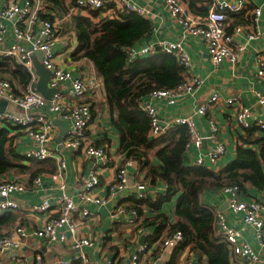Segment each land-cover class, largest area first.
Wrapping results in <instances>:
<instances>
[{
    "label": "built area",
    "instance_id": "obj_1",
    "mask_svg": "<svg viewBox=\"0 0 264 264\" xmlns=\"http://www.w3.org/2000/svg\"><path fill=\"white\" fill-rule=\"evenodd\" d=\"M72 0H69V2ZM170 11L172 17L179 21L185 32L201 37L208 47L209 56L214 65L222 62H229L236 65L243 52L247 49L248 42L263 32L258 25L262 8L256 6L250 8L247 0H202V3H209V11L206 15H190L186 13L184 0H163ZM70 11L74 9L99 10L107 9L111 13L109 18L118 17L121 12H135L144 14L145 9L130 0H75L71 3ZM48 3L44 0H9L5 1L2 16L12 22L13 34L16 42L6 45V35L8 28L5 23L0 22V57H9L17 63L23 65L31 73V80L25 92L18 94L15 92L12 81L9 78H0V98L8 100L9 104L18 107L24 113L19 114L12 110L0 112V127L11 126V131H25L34 141V147L26 150L23 156L26 159L43 160L48 157H55L58 161L57 177L60 178L61 193L58 197L60 203L59 215L50 216L49 220L42 227L27 232L24 228L18 227L16 232L20 238L0 235V250L17 249L21 245V239L30 235L41 237L49 242L68 241L67 231L75 233L77 230L76 216L88 217L91 212L84 205L93 203L103 206L114 198L117 194L127 189H133L137 200L149 197L146 191L151 182L134 178L128 166H133L134 160L127 166L117 169L116 179L108 186V194L101 197L95 193V188L100 185V174L96 168H91L85 179L83 188L78 192L79 202L67 191V182L64 180V172L67 167L66 162L52 150L50 144L53 140L52 131L54 124L49 121L43 113V109L58 114L61 118L69 122L68 134L64 139V144L72 150L80 151L85 157H94L99 162L105 164L109 159L108 147L93 143L86 131L93 117V106L89 98L98 92L103 83L95 79H86L74 69L64 66L58 60L56 47L62 42L64 46L69 45L70 35L65 32L63 25L57 19H50L43 14L46 13ZM246 10L249 22L246 24H231L229 15L240 13ZM41 51V63L51 72L49 86L56 89L51 98L45 97L42 93L34 89L36 80L34 69V58L36 52ZM128 61L131 62L138 57L155 55L160 53L173 54L183 69L184 79L174 88H158L149 93L148 98L143 102L142 107L150 118V134L152 137H161L180 125L187 127L189 139L186 147L190 151L191 147H202L203 136L192 115H175L168 119H163L156 106L155 100L164 99L169 104L175 103L179 96L191 93L203 83L200 76L191 74L192 60L180 41L161 39L156 43L141 45L140 47L129 46L126 48ZM258 74L264 75V57L259 56ZM185 71V72H184ZM187 71L190 73L187 77ZM68 85L69 89L63 91L61 86ZM74 99L70 106L66 104V97ZM222 100L218 92H214L211 98L201 104L197 109V114L206 115L210 107ZM224 103L234 109V116L237 124L246 129L252 127L250 121L252 111L245 106L235 95L226 97ZM257 103L264 107V94H259ZM107 105V103H106ZM212 134L216 139L219 127L215 119H210ZM254 125L264 130V118H260ZM226 153V145L217 141L208 154L210 163L215 164ZM197 165H204L205 159L198 157L193 162ZM132 179V184H130ZM42 182L40 176L34 178V184ZM27 189L25 178L6 179L0 177V211H28L30 213L50 212L52 203L49 199H44L42 203L32 204L22 207L14 193H21ZM224 191L228 192V205L234 212H242L247 225L254 228L255 234L264 248V218L260 212L264 208L262 201L253 199L246 201L241 197L239 185H226ZM133 216L128 220L132 225L137 224L138 210L130 208L124 204H117L110 210L111 232L115 226L128 218V214ZM216 232L231 247L234 259L237 264H257L261 260L260 253L249 243L242 239V233L237 228L228 223L227 216L223 210H216ZM138 232L141 233V223L137 224ZM153 234L151 239H153ZM184 239V233L177 230L167 238H159L152 243L145 241L138 245L129 261L126 264H161L160 255L168 248H176ZM93 245L90 237L76 238L72 241V248L78 250L74 259L83 264H94L89 255L82 249L84 246ZM158 250L157 252H155ZM150 253L152 259L149 262L144 260V255ZM102 260L105 264H124L117 258L104 254ZM33 264H70L66 259L59 261H45L41 255H37Z\"/></svg>",
    "mask_w": 264,
    "mask_h": 264
},
{
    "label": "crops",
    "instance_id": "obj_2",
    "mask_svg": "<svg viewBox=\"0 0 264 264\" xmlns=\"http://www.w3.org/2000/svg\"><path fill=\"white\" fill-rule=\"evenodd\" d=\"M5 1L9 0H0V22L5 23L8 28L5 43L6 45H10L16 42V37L13 34L12 22L1 14ZM130 1L144 7L145 13L142 15L150 19L152 23L151 32L138 43L136 47H140L145 42L147 44L156 43L161 39L180 41L191 57L193 64L190 69L191 74L200 76L203 79V83L200 87H197L191 93L179 96L173 104L167 103L164 99L155 100L158 111L163 119H168L175 115H192L194 117L204 139L202 147H191L190 151H188V156L191 161L194 162L196 158L202 157L205 159V165L218 171L237 158L240 144L259 151L261 148V140H257H259L258 138L260 137H264V130L257 129L248 143L242 142L243 140H240V137L244 135V130L236 122L234 109L226 105L223 100L229 96H237L241 103L251 109L252 115L250 121L253 124H255L258 119L264 118V107L257 103L258 95L260 93L264 94V75L258 74L259 56L261 55L264 57V0H247L250 8L256 6L262 8V14L259 17L258 25L263 33L248 42L247 49L243 52L236 65H231L229 62H222L217 66L211 61L205 41L199 36L186 33L183 25L172 17L163 0ZM71 3L72 1L69 2V0H67L69 13L61 11L54 17V19H57L63 25L65 32L70 35L68 46H64L60 40L56 47L58 60L64 66L74 69L76 73L81 74L86 79H95L103 83L102 77L98 75L90 60L87 58L74 60L72 58V53L78 45L73 15L82 14L90 16V10L74 9L71 12ZM185 4L186 13L190 15H206L210 7L209 3L197 2L195 5L197 11L195 12L191 9L187 1H185ZM110 13V11L104 9L101 11L100 17L95 19L98 20L102 17H107ZM62 20L65 21L66 24ZM230 20L234 21L232 17H230ZM239 22L241 24H246V18L241 17ZM35 60L41 63V56L36 54L34 64ZM189 74L190 73L187 71L185 76L187 77ZM37 79L38 76L36 74L35 83ZM12 85L15 92L18 94L24 93L27 87H22L20 84L14 82H12ZM59 89L67 91L69 86L64 85ZM37 91L45 96L44 92ZM214 92H218L222 100L212 105L206 115L197 114L196 111L198 107L207 102ZM89 101L92 102L93 117L86 134L93 143L97 145H106L108 147L109 159L105 164L99 162V160L94 157H85L82 152L74 151L67 147L64 144V139L70 128L69 122L61 118L58 114L49 111L47 108L43 109L44 115L54 124L52 131L53 140L50 147L66 162L67 167L63 178L67 182V191L73 196L76 202L79 203L78 192L83 188L85 179L91 168L94 167L98 170L101 179L100 185L95 188V193L101 197H106L108 194V186L116 179L117 169L122 165L120 136L110 119L108 105H106L104 83L103 86L98 89V92L89 98ZM73 103L74 99L67 96L66 104L71 106ZM7 109L19 114L24 113L21 109L11 104L8 105ZM211 118L215 119L219 127L216 133V139L211 136ZM12 135L15 137L12 145L18 153L23 155L26 150L34 147L33 139L25 131L14 130L12 131ZM217 141L225 143L226 153L217 163L212 164L208 159V154ZM160 147L161 145L157 146L149 153L148 158L151 162L159 163L155 153ZM23 159V162L29 166L30 170L26 172H12L9 176L4 177L6 179L25 178L27 189L21 193H14V198L18 200L22 207L42 203L44 199H49L52 203V210L45 213L11 211L16 213L18 218L14 224L2 229L0 235L4 234L20 238L19 234L16 232L18 227H22L27 232H31L34 229L42 227L43 224L49 220L50 216H56L60 213L58 197L61 193V188L59 185L60 178L57 177L59 169L57 159L55 157H48L43 160H29L25 157ZM133 166L135 167L138 178L146 180L144 171H139L142 164H139L136 160ZM34 172L36 174L32 176ZM135 172H133V174ZM38 176L42 178V182L39 185H35L34 178ZM167 190V183L157 180L154 182L151 181L146 191L149 193V198L156 203L160 195H165ZM178 195V193L173 195L169 200H164L161 206L155 207L146 203H137L136 194L133 189H127L117 194L103 206L93 203L84 204L91 214L88 217L76 216L77 230L75 233L67 231V242H49L41 237L30 235L27 238L21 239V245L17 249L0 250V264H33L37 255H41L43 259L48 262L66 259L72 264L73 261H75V255L78 253V250L72 248V241L81 237H90L93 239V245L84 246L82 248L89 255L92 263L105 264L102 257L104 254H109L117 258L120 263L126 264L131 254L136 251L138 245L141 244L140 239L142 235L145 234V241H148L154 233V225L146 227L144 226L145 222L153 219L160 212L168 214L171 220H175L173 210ZM229 196L230 194L224 191L223 188L206 189L202 194V201L205 205L213 207L215 210L220 209L225 212L228 223L240 230L242 239L260 253L261 260L257 264H264V248L261 246L254 228L245 223L244 214L242 212H234L229 207L227 201ZM241 197L246 201L258 199L264 204V189L246 184L245 189L241 191ZM117 204H124L130 208H134L135 206L137 208V224L141 223V233L138 232L137 224L132 225L128 221L133 216L131 212L128 214V218L123 219L121 223L115 226V230L111 232L110 210ZM260 214L264 218V208L261 210ZM173 252L174 248L165 249L160 255L161 264H169ZM151 259L150 253L144 255V260L146 262H149ZM206 263V258L204 256L201 257L189 247L185 248L176 260V264Z\"/></svg>",
    "mask_w": 264,
    "mask_h": 264
},
{
    "label": "trees",
    "instance_id": "obj_3",
    "mask_svg": "<svg viewBox=\"0 0 264 264\" xmlns=\"http://www.w3.org/2000/svg\"><path fill=\"white\" fill-rule=\"evenodd\" d=\"M44 1L48 7L43 15L50 19H54L61 11L69 13L67 0ZM185 1L195 12L196 3H202V0ZM102 10H90V16L73 15L78 45L72 58L90 60L103 79L110 119L120 136L121 167L137 160L142 164L139 171H144L146 180L167 183L166 194L160 195L156 203L149 197L137 200V203L159 207L164 200L179 194L173 210L174 221L168 214L160 212L145 222L146 227L154 225V237L148 239L149 243L181 230L184 239L174 249L169 264H176L179 255L187 247L204 256L206 264H237L230 244L216 232V210L203 203L202 194L206 189L223 188L226 185H239L241 191L246 184L264 189V137L257 140H261L259 151L240 144L237 158L218 171L205 164L197 165L185 160L189 139L186 126L180 125L161 137H152L150 118L142 104L152 90L174 88L182 82L183 69L177 58L168 53L138 57L129 62L126 48L136 46L151 32V20L135 12H121L118 17L96 20ZM230 17L234 19L230 20L232 25L240 23L241 17L246 18V23L249 21L246 10L231 13ZM1 77L10 78L12 82L26 87L31 73L14 59L0 57ZM12 128L15 127H0V177L30 170L23 162L24 156L12 145L15 138ZM257 129L260 128L253 124L244 131L240 140L248 143ZM159 145L161 147L155 153L159 163H153L148 155ZM35 174L32 173V176ZM134 178H138L136 172ZM17 218L16 213L0 211V231L14 224ZM72 264L83 263L75 260Z\"/></svg>",
    "mask_w": 264,
    "mask_h": 264
},
{
    "label": "rangeland",
    "instance_id": "obj_4",
    "mask_svg": "<svg viewBox=\"0 0 264 264\" xmlns=\"http://www.w3.org/2000/svg\"><path fill=\"white\" fill-rule=\"evenodd\" d=\"M66 18V17H65ZM68 19V18H66ZM65 19V21H66ZM63 21V20H62ZM65 21H63L65 23ZM66 24V23H65ZM35 72L38 76L36 83L34 84V89L42 92H47L46 94L51 96L54 93V89L49 86L50 71L46 69L40 62L35 60L34 64Z\"/></svg>",
    "mask_w": 264,
    "mask_h": 264
},
{
    "label": "water",
    "instance_id": "obj_5",
    "mask_svg": "<svg viewBox=\"0 0 264 264\" xmlns=\"http://www.w3.org/2000/svg\"><path fill=\"white\" fill-rule=\"evenodd\" d=\"M147 43L145 42L143 45H146ZM36 54L37 55H42V53H41V51H38V52H36ZM51 73V72H50ZM52 89H54V88H52ZM56 92V89H54V93ZM45 93V97H47V98H51L53 95H51V96H49V95H47L46 96V92H44ZM53 93V94H54ZM8 105H9V102H8V100H6V99H4V98H0V112H3V111H5V110H7V108H8ZM185 160L187 161V162H191V159H190V157L188 156V155H186L185 156ZM128 169L130 170V172L131 173H133V172H135V167L134 166H131V165H129L128 166ZM130 184H132V179H130ZM0 198H5V197H0ZM145 239H146V235L144 234V235H142V237H141V239H140V243L141 244H144L145 243Z\"/></svg>",
    "mask_w": 264,
    "mask_h": 264
}]
</instances>
